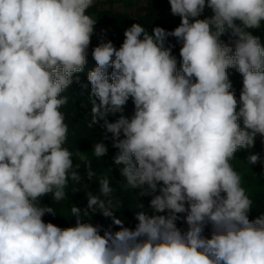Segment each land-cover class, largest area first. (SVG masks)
Segmentation results:
<instances>
[{"label": "clouds", "instance_id": "clouds-1", "mask_svg": "<svg viewBox=\"0 0 264 264\" xmlns=\"http://www.w3.org/2000/svg\"><path fill=\"white\" fill-rule=\"evenodd\" d=\"M169 3L178 27L149 33L132 24L119 48L108 41L92 50L96 67L87 74L88 126L103 121L126 186L152 196L153 214L139 212L131 230L104 199L114 191L108 178L99 181V196L87 194V209L71 207L75 226L43 220L56 212L41 199L59 202L69 179L81 180L64 146L69 129L61 109L69 98L62 94L87 63L94 0H0V264H264V215L249 219L254 201L231 163L264 137V43L253 34L264 26V0ZM205 7L213 15L199 19ZM170 36L182 41L179 70L165 47ZM232 68L243 77L239 99ZM129 98L134 115L109 122ZM107 151L94 144L95 157ZM80 159L92 179L91 162ZM260 159L251 154L248 163ZM88 210L120 230L101 235L100 226L82 222ZM182 213L183 233L176 226Z\"/></svg>", "mask_w": 264, "mask_h": 264}, {"label": "trees", "instance_id": "trees-1", "mask_svg": "<svg viewBox=\"0 0 264 264\" xmlns=\"http://www.w3.org/2000/svg\"><path fill=\"white\" fill-rule=\"evenodd\" d=\"M116 4H122L124 9L115 10ZM88 14L97 21L94 34L91 37V43L88 48L87 63L84 70L73 77L72 85L62 94L67 96L68 103L61 109L65 114V122L68 125V139L64 145L73 153V163L79 165V174L81 180L73 182L69 179L68 186L65 188V199L57 202L51 195L41 199V206L47 205L54 209L55 215L45 214L43 220L46 223H53L58 227H73L76 224V218L71 216L70 209L73 205L79 207L82 211L87 209L88 193L100 195L99 181L108 178L110 187L114 189L110 197H104L105 200L112 199L113 211L115 217L123 221V226L134 230L138 224L136 216L139 212L144 211L152 215L150 207L151 195H141V189H131L126 186V181L120 173V167L115 165L114 157L118 149L113 147L111 134L108 139H104L105 130L101 127L103 121L99 124L89 127L91 121V85L87 79L89 71L96 67V62L92 57V50L99 44L111 41L115 47L119 48L124 40V31L134 23H139L151 33L154 27H162L166 31H172L181 23V18L171 14L169 0H108V2L94 0V4L88 9ZM213 15L210 8L205 7L204 12L199 19L209 18ZM253 34L260 36L264 43V26L261 29L253 30ZM225 43H229V34L221 37ZM165 47H171L172 55L177 59V69H180L181 57L179 55L182 41L175 37H168ZM112 69H108L110 75ZM229 79L232 83L233 91L239 99L243 87V77L234 68L228 69ZM79 77V82H76ZM194 79V78H193ZM111 82V80H110ZM94 98V97H92ZM98 102V101H97ZM135 106L131 98L124 106L122 112L110 114L107 119L109 122H116L121 116L131 118L134 115ZM243 127L242 118L240 120ZM123 135H121V139ZM103 142L107 146V153L103 157L97 158L93 154L94 144ZM259 154L260 162L251 165L248 163V156ZM231 161L233 167L242 176V187L254 201L253 207L249 212V219L254 220L264 215V137L259 134L255 138V144L252 149H241L235 154ZM85 156L87 161L91 162L92 171L95 175L92 179L87 177V168L85 162L80 159ZM159 194V193H156ZM143 207H140V206ZM89 211V215L82 217V222L91 223L94 226H100V234L103 235L105 230L112 232L120 230V226L115 225L111 217H104L99 210L97 212ZM186 213L178 214L176 226L181 232L188 230L185 221ZM212 225L209 223L205 226L203 235L211 237Z\"/></svg>", "mask_w": 264, "mask_h": 264}, {"label": "rangeland", "instance_id": "rangeland-1", "mask_svg": "<svg viewBox=\"0 0 264 264\" xmlns=\"http://www.w3.org/2000/svg\"><path fill=\"white\" fill-rule=\"evenodd\" d=\"M98 1L108 2V0H98ZM140 1L141 2H144L145 0H140ZM114 7H115V10H118V11L124 9V7L122 6V4H116Z\"/></svg>", "mask_w": 264, "mask_h": 264}]
</instances>
